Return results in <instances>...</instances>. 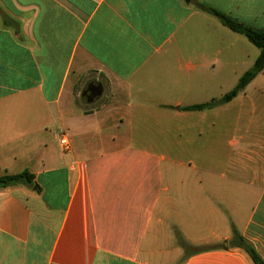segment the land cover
Segmentation results:
<instances>
[{"label": "crops", "instance_id": "obj_1", "mask_svg": "<svg viewBox=\"0 0 264 264\" xmlns=\"http://www.w3.org/2000/svg\"><path fill=\"white\" fill-rule=\"evenodd\" d=\"M199 4L264 30V0H0V110L70 143L0 139V175L33 174L0 188V264H254L232 226L264 260V67L181 109L259 54Z\"/></svg>", "mask_w": 264, "mask_h": 264}, {"label": "trees", "instance_id": "obj_2", "mask_svg": "<svg viewBox=\"0 0 264 264\" xmlns=\"http://www.w3.org/2000/svg\"><path fill=\"white\" fill-rule=\"evenodd\" d=\"M199 7L216 16L228 29L245 36L248 41L259 49V54L253 64L239 77L237 83L230 91L226 92L220 98L213 99L206 103L183 106L181 107L183 110L203 109L205 107L214 106L231 100L264 67V30L255 29L205 4H199ZM32 180L33 174L27 169L14 174H3L0 175V188L17 184L32 185ZM180 244L186 251H189L190 246L184 241L181 240ZM228 245L230 247L236 246L242 248L250 256L254 264H264V260L255 248L233 226L232 236L228 240Z\"/></svg>", "mask_w": 264, "mask_h": 264}, {"label": "rangeland", "instance_id": "obj_3", "mask_svg": "<svg viewBox=\"0 0 264 264\" xmlns=\"http://www.w3.org/2000/svg\"><path fill=\"white\" fill-rule=\"evenodd\" d=\"M29 103L27 97H13L5 102L11 108L0 110V139H34L32 145L35 149L39 147L40 152L44 150L40 143L48 142L46 151L60 153L58 135L61 127L50 123L43 105L34 110Z\"/></svg>", "mask_w": 264, "mask_h": 264}, {"label": "built area", "instance_id": "obj_4", "mask_svg": "<svg viewBox=\"0 0 264 264\" xmlns=\"http://www.w3.org/2000/svg\"><path fill=\"white\" fill-rule=\"evenodd\" d=\"M58 143L60 146L61 151H67L70 148L69 140L67 139L65 134H61L58 138Z\"/></svg>", "mask_w": 264, "mask_h": 264}, {"label": "water", "instance_id": "obj_5", "mask_svg": "<svg viewBox=\"0 0 264 264\" xmlns=\"http://www.w3.org/2000/svg\"><path fill=\"white\" fill-rule=\"evenodd\" d=\"M88 92H89V95L95 96L96 94H98L100 92V85L99 84H96V85L91 84V85H89Z\"/></svg>", "mask_w": 264, "mask_h": 264}]
</instances>
